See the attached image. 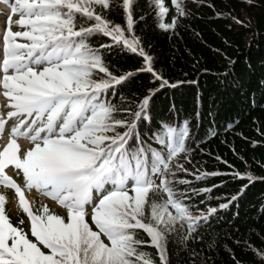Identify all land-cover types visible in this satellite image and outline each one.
I'll return each mask as SVG.
<instances>
[{"label":"snow or ice","instance_id":"1","mask_svg":"<svg viewBox=\"0 0 264 264\" xmlns=\"http://www.w3.org/2000/svg\"><path fill=\"white\" fill-rule=\"evenodd\" d=\"M4 3L11 15L0 29V95L6 98L0 107L7 109L0 111V139L8 137L0 148V186L14 190L28 228L20 226L23 219L11 222L0 194V264H174L177 253L189 264H208L193 242L203 240L202 227L217 208L200 210L193 203L213 191L193 181L222 174L186 166L192 165L195 126L188 119L152 126L156 92L184 82L170 84L154 68L135 31L143 20L138 0ZM149 7L165 32L189 14L185 0H149ZM113 51L136 55L143 66L117 73L107 60ZM139 72L151 74L159 89L115 102L111 97ZM21 139L30 147L24 149ZM9 168L22 174V185ZM231 175L255 180L251 173ZM33 189L65 214L47 205L34 210L25 196ZM248 247L264 264V248Z\"/></svg>","mask_w":264,"mask_h":264},{"label":"trees","instance_id":"2","mask_svg":"<svg viewBox=\"0 0 264 264\" xmlns=\"http://www.w3.org/2000/svg\"><path fill=\"white\" fill-rule=\"evenodd\" d=\"M185 4L189 14L175 31L165 32L156 26L149 0H138L136 13L143 20L135 28L154 68L170 84L184 83L159 89L151 74L139 72L111 98L119 103L120 95L139 99L150 89H159L151 104L152 126L162 119H188L195 125L192 165L186 166L222 175L193 181L196 187L213 188L193 203L200 210L217 208L202 227L203 240L193 242V247L208 264H234L233 256L240 264H260L248 246L264 248V0H185ZM111 18L123 22L119 14ZM236 18L245 23H235ZM107 60L117 73L143 66L142 58L131 53L113 51ZM213 131L215 135L210 134ZM234 172L251 173L255 180L235 179ZM232 196L238 199L221 209L219 205ZM21 219L25 220L23 213L11 217L14 225ZM20 226L27 230L26 221ZM209 240L216 241L211 249ZM173 261L189 264V257L177 253Z\"/></svg>","mask_w":264,"mask_h":264},{"label":"rangeland","instance_id":"3","mask_svg":"<svg viewBox=\"0 0 264 264\" xmlns=\"http://www.w3.org/2000/svg\"><path fill=\"white\" fill-rule=\"evenodd\" d=\"M0 24H1V21H0ZM0 194L5 195L6 197L5 207L7 209V212L15 219L16 215L20 214V208L17 205L15 196L10 190L6 191L5 193L0 192ZM31 194H34V200L32 201L37 207H38V204H44L45 202L43 201H47L43 195L41 196L37 194L35 191H31ZM47 203H49V205L52 207L53 210L63 213L56 203H50L48 201Z\"/></svg>","mask_w":264,"mask_h":264},{"label":"bare ground","instance_id":"4","mask_svg":"<svg viewBox=\"0 0 264 264\" xmlns=\"http://www.w3.org/2000/svg\"><path fill=\"white\" fill-rule=\"evenodd\" d=\"M6 191H9V190H4V192H6ZM33 198H34V196H33ZM27 199H28L29 201L31 200V198H28V197H27Z\"/></svg>","mask_w":264,"mask_h":264}]
</instances>
